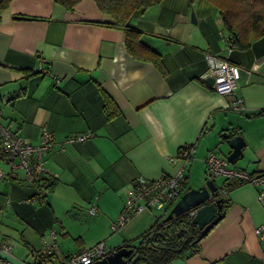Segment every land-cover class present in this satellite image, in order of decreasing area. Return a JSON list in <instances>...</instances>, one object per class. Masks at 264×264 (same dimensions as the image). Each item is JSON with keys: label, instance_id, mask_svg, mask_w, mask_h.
Returning <instances> with one entry per match:
<instances>
[{"label": "crops", "instance_id": "1", "mask_svg": "<svg viewBox=\"0 0 264 264\" xmlns=\"http://www.w3.org/2000/svg\"><path fill=\"white\" fill-rule=\"evenodd\" d=\"M151 8L131 23L160 54L159 65L132 56L123 31L103 23L106 15L93 0H79L72 9L53 0H11L0 10V123L33 145L43 129L55 138L43 157L54 179L43 199H31L34 185L0 154L6 171L0 177V244L10 245L13 263L27 264L29 247H39L52 229L58 260L98 241L110 251L136 239L153 223L147 210L111 229L132 180L174 173L182 162L168 157L184 144H194L187 183L192 167L195 177L203 170L207 176L209 151L227 161L225 131H238L245 143L242 157L228 165L264 170V34L250 35L245 48L232 43L228 49L210 1L161 0ZM207 52L241 67L236 94L244 109L201 79ZM105 97L117 109L110 118ZM77 133L89 136L65 142ZM223 180H214L229 199L223 216L197 252L170 264H264V238L255 233L258 226L264 230V196L260 201L258 187L244 181L226 192Z\"/></svg>", "mask_w": 264, "mask_h": 264}, {"label": "built area", "instance_id": "2", "mask_svg": "<svg viewBox=\"0 0 264 264\" xmlns=\"http://www.w3.org/2000/svg\"><path fill=\"white\" fill-rule=\"evenodd\" d=\"M225 41L227 48L231 49L232 40L226 37ZM205 58L207 66L200 75L201 79L212 78L213 82L210 86L215 91L233 95L234 108L244 109L241 98L236 94L239 87L241 67L220 54L207 52ZM88 136L89 133L70 135L65 138V142L82 141ZM54 139L52 132L43 129L40 143L33 145L25 141L21 135L0 123V152L4 159L11 164L13 170L17 167L22 169V179L39 185L38 192L32 198L34 200L42 198L43 194L47 192L45 183L42 180V177L47 174L43 157L51 149ZM193 150L191 146L184 144L176 157H168L169 161L178 159L182 162L172 174L163 173L154 178L144 176L134 178L123 208L115 221L112 222L111 229L113 231L119 230L133 216L144 210H161L163 211L162 215H165L183 193L182 181L186 177L187 164L192 158ZM204 162L208 177L222 176L227 179L249 182L258 187V199L262 200L264 196V170L249 173L237 167H231L225 159L218 157L213 151L207 153ZM4 175L5 173L0 169V177ZM222 194H225V192H222ZM89 211L91 213L96 212V206L92 205ZM192 213L193 211H190V214ZM255 233L260 239L264 238L262 226L256 227ZM55 238L56 233L52 229L49 239L41 237L39 247H29L27 264H90L109 251L104 241H98L92 246H84L77 252L58 260L55 255ZM0 252L4 254L0 255V264H15L7 257L10 254V245L1 243Z\"/></svg>", "mask_w": 264, "mask_h": 264}, {"label": "trees", "instance_id": "3", "mask_svg": "<svg viewBox=\"0 0 264 264\" xmlns=\"http://www.w3.org/2000/svg\"><path fill=\"white\" fill-rule=\"evenodd\" d=\"M10 1L11 0H0V10L6 8ZM53 1L66 9H72L79 0ZM93 1L97 8L106 15V19L103 23L111 27L119 28L123 31L126 49L132 56L152 60L157 65L160 64V54L141 40V31L131 23V19L135 15L143 13L148 7L159 3L161 0ZM208 1L217 7L227 37L232 40V43L235 46L245 48L249 44L250 35L257 37L264 34V0ZM194 2L195 0H188L190 5ZM15 96L16 95L11 98ZM103 109L108 118L117 113L116 107L108 97H105ZM226 133L227 131L223 133L224 137L226 136ZM236 133H238V131ZM227 134L230 135L232 133ZM188 145L194 149V144ZM182 146L179 147L178 151ZM1 156L3 157L2 154ZM42 178L47 188V192L39 199L45 198L48 192L52 189L54 183V179L49 174L44 175ZM238 183H240L238 180L224 178L222 188L227 192ZM31 184L35 187L34 193L31 197L32 199L35 193L38 192L37 188L39 185H35L34 183ZM186 187L187 177L182 181V188L185 189ZM219 193L220 192L218 191V194ZM220 195L223 199V203L219 211V219L223 216L229 202V199L225 194L221 193ZM92 205L94 204H91V206ZM165 215L156 218L144 233L134 239L137 242L133 243L134 240H132L125 243V246L132 248V252L130 256L126 258L124 264H170L175 258L188 257L198 251L200 240L204 235L201 237L199 228L196 224L192 223L190 212H184L168 219H165ZM41 237L45 236L42 235Z\"/></svg>", "mask_w": 264, "mask_h": 264}, {"label": "water", "instance_id": "4", "mask_svg": "<svg viewBox=\"0 0 264 264\" xmlns=\"http://www.w3.org/2000/svg\"><path fill=\"white\" fill-rule=\"evenodd\" d=\"M191 19L195 20L193 12L191 13ZM206 81L211 84L213 79L209 77ZM226 142L230 147V152L226 155V159L229 163L234 164L243 155L244 140L242 136L232 133L226 137ZM214 180L215 178L207 176L200 186L184 190L165 215V219L193 211L191 221L197 225L202 237L218 221L220 217L219 211L223 203L222 197L217 196L219 188ZM131 252V247L122 245L112 249L90 264H124Z\"/></svg>", "mask_w": 264, "mask_h": 264}, {"label": "rangeland", "instance_id": "5", "mask_svg": "<svg viewBox=\"0 0 264 264\" xmlns=\"http://www.w3.org/2000/svg\"><path fill=\"white\" fill-rule=\"evenodd\" d=\"M153 6V5H152ZM152 8H151V6L150 7H148L145 11H146V13H150L152 10H151ZM139 15H142V13L141 14H139ZM190 16H191V13H190ZM0 169L5 173L6 171H4L3 170V168L2 167H0ZM203 170V169H202ZM196 171H198V169L196 168H194V167H192V169H191V177H190V180H189V182L187 183V186H190L191 188L192 187H198V186H200L199 184H202L204 181H205V177H206V174H205V171L203 170L202 172L201 171H199V177L197 176V177H195L196 176ZM22 174H23V172L21 171V174H20V177L22 178ZM222 179H223V177L222 176H217L216 178H215V181L219 184L221 181H222ZM148 211V213L146 214L148 217H149V219L153 222L156 218H158V217H160V216H162V214H163V211H161V210H155V209H151L150 211L149 210H147ZM46 237H48V236H46ZM134 242H137V241H133V243Z\"/></svg>", "mask_w": 264, "mask_h": 264}, {"label": "flooded vegetation", "instance_id": "6", "mask_svg": "<svg viewBox=\"0 0 264 264\" xmlns=\"http://www.w3.org/2000/svg\"><path fill=\"white\" fill-rule=\"evenodd\" d=\"M221 193V192H220ZM220 193L219 194H217V196H220Z\"/></svg>", "mask_w": 264, "mask_h": 264}, {"label": "clouds", "instance_id": "7", "mask_svg": "<svg viewBox=\"0 0 264 264\" xmlns=\"http://www.w3.org/2000/svg\"><path fill=\"white\" fill-rule=\"evenodd\" d=\"M167 214V213H166Z\"/></svg>", "mask_w": 264, "mask_h": 264}]
</instances>
